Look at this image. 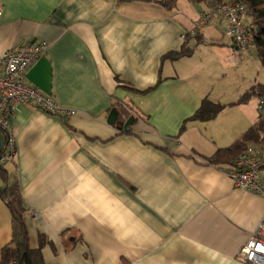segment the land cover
Returning a JSON list of instances; mask_svg holds the SVG:
<instances>
[{"label": "crops", "instance_id": "0c3cea01", "mask_svg": "<svg viewBox=\"0 0 264 264\" xmlns=\"http://www.w3.org/2000/svg\"><path fill=\"white\" fill-rule=\"evenodd\" d=\"M164 1L0 0V55L47 41L52 96L73 112L21 103L10 122L16 151L3 168L29 207L31 247L47 238L45 264H250L239 250L260 225L264 239V197L235 188L228 166L208 160L258 109L242 103L191 119L219 62L251 52L233 61L219 17L183 39L211 4ZM183 46L189 56L162 59ZM118 105L131 112L130 133L108 122ZM6 143L0 129V154ZM11 238L0 196V262Z\"/></svg>", "mask_w": 264, "mask_h": 264}, {"label": "built area", "instance_id": "2783aa9c", "mask_svg": "<svg viewBox=\"0 0 264 264\" xmlns=\"http://www.w3.org/2000/svg\"><path fill=\"white\" fill-rule=\"evenodd\" d=\"M219 17L225 36L232 39L234 48L232 59L241 60L256 48L257 26L251 21L249 5L237 0H215L211 6L201 10L192 31H185L182 38L195 34ZM3 10L0 7V23ZM206 42L209 40L205 39ZM49 44L45 40L15 45L0 55V129L10 133L6 151L0 154V167L14 159L16 144L10 131L11 117L18 104H34L41 110L61 117H68L72 110L61 106L52 95L29 84L26 77L29 69L47 52ZM257 109L264 117V96L259 97ZM235 188L264 197V159L256 145H249L236 159L234 168L229 172ZM263 226L251 234L239 250V257L250 264H264V239L261 237Z\"/></svg>", "mask_w": 264, "mask_h": 264}, {"label": "trees", "instance_id": "16d2710c", "mask_svg": "<svg viewBox=\"0 0 264 264\" xmlns=\"http://www.w3.org/2000/svg\"><path fill=\"white\" fill-rule=\"evenodd\" d=\"M176 1L177 0H165L164 4L167 6H173ZM191 1L197 3L209 2L212 4L215 0ZM237 1L245 3L249 2L250 19L258 28L255 38L256 49L261 64L264 67V0ZM191 53V47L183 46L178 51H170L164 54L162 59L175 60L179 57L189 56ZM252 95H257L258 97L264 96V84L258 83L253 85L237 102L230 104L215 102L206 96L203 98L201 106L191 119L201 121L211 120L227 108L228 105L231 106L245 103ZM115 108H118L119 112L118 118L115 122L117 128L121 132L130 133L132 131L131 127L128 130L125 129V124L131 117L130 110L121 105H118V107ZM3 131L6 133V138L8 140L10 136L9 131ZM249 145L264 146V117L260 114L257 121L239 139L228 147L219 148L208 160L210 163L227 165L230 172L234 168L235 159L245 151ZM0 173L5 180L4 186L0 187V196L10 211L12 225V238L11 241L2 248L0 264H45L41 252V246L47 242V238L45 235L41 234V246L36 249L31 247L30 234L25 220L29 207L24 201L19 184L15 178L11 179L10 174L7 170H4L3 166L0 167Z\"/></svg>", "mask_w": 264, "mask_h": 264}, {"label": "rangeland", "instance_id": "374dc122", "mask_svg": "<svg viewBox=\"0 0 264 264\" xmlns=\"http://www.w3.org/2000/svg\"><path fill=\"white\" fill-rule=\"evenodd\" d=\"M246 3L249 5V2ZM245 56L239 64L229 65L227 58L219 62V75H215V80L210 85L211 100L223 104L237 102L253 85L264 82V67L259 60L257 49L254 48L249 57ZM258 99L257 95H252L245 103L249 104V109L255 111ZM260 149L264 156V146H260Z\"/></svg>", "mask_w": 264, "mask_h": 264}, {"label": "water", "instance_id": "95a60500", "mask_svg": "<svg viewBox=\"0 0 264 264\" xmlns=\"http://www.w3.org/2000/svg\"><path fill=\"white\" fill-rule=\"evenodd\" d=\"M26 77L33 85L37 86L48 95H52V77L53 69L51 62L47 56H42L27 72ZM117 108H112L108 117V122L113 124L118 118ZM133 122V117H130L126 124L125 129L130 128V124Z\"/></svg>", "mask_w": 264, "mask_h": 264}]
</instances>
